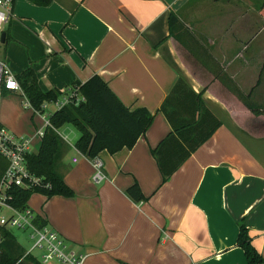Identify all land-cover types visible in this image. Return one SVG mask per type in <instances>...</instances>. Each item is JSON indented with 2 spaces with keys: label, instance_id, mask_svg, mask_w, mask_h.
Wrapping results in <instances>:
<instances>
[{
  "label": "crops",
  "instance_id": "crops-1",
  "mask_svg": "<svg viewBox=\"0 0 264 264\" xmlns=\"http://www.w3.org/2000/svg\"><path fill=\"white\" fill-rule=\"evenodd\" d=\"M250 1L13 0L0 55L10 68L32 66L40 88L61 89L59 98L97 73L123 103L153 113L132 146L98 153L105 174L98 182L91 160L74 146L79 133L57 129L67 143L59 171L74 194L34 192L27 203L74 250L87 254L83 264H248L236 243L242 218L264 257V113L252 112L234 91L250 92L264 104L254 93L264 70V16L259 4L251 10ZM170 11L180 20L183 13L193 36L207 43L197 38L195 49H185L168 36ZM201 12L211 20L203 28ZM258 38V76L244 89V55ZM180 76L201 91L220 125L162 181L151 149L171 130L159 105ZM19 97L27 108L21 91L2 93V125ZM51 105V112L57 109ZM20 112L17 127L26 134L30 126L19 121L25 110ZM134 181L145 199L125 193Z\"/></svg>",
  "mask_w": 264,
  "mask_h": 264
},
{
  "label": "trees",
  "instance_id": "trees-1",
  "mask_svg": "<svg viewBox=\"0 0 264 264\" xmlns=\"http://www.w3.org/2000/svg\"><path fill=\"white\" fill-rule=\"evenodd\" d=\"M30 1L37 5H47L51 0ZM259 11L264 15V0L259 4ZM180 30L184 32L188 29L184 27L177 11H170L168 36L179 39ZM191 35L193 36L192 33ZM7 36L5 31V39ZM15 75L25 97L34 107H39L43 101L56 100L62 94L59 88L42 90L32 66L25 67ZM258 81L259 78L257 83ZM75 86L76 92L83 98L78 102L72 98L52 111L49 116L51 125L45 127L37 151L26 155L28 167L36 174L44 175L51 182V188L30 190L13 186L11 189L13 195L10 200L12 204L18 207L25 206L34 192L46 196L74 194L73 189L64 181L59 171L60 158L67 143L57 128L64 123L72 124L79 131L74 146L91 159L103 149L114 152L122 147L132 146L138 137L145 133L153 120V113L145 106L130 108L123 103L107 81L97 73L83 82L75 83L72 88L74 89ZM234 91L252 112L264 113V104L254 102L250 92L243 93L237 88ZM5 92L3 90V93ZM159 110L167 118L171 130L151 149V153L157 160L162 181H165L191 152L211 136L220 125V120L206 106L201 91H195L182 76L177 78L170 92L159 105ZM5 165L6 159L0 154V175ZM125 193L135 201L146 198L136 181L125 189ZM36 220L39 223L45 222L38 214ZM236 243L242 248L248 264L264 262V257L251 241L243 218L238 221ZM4 244L5 250L0 264H15L22 257L23 249L13 232H8ZM25 258L33 264H42L31 254Z\"/></svg>",
  "mask_w": 264,
  "mask_h": 264
},
{
  "label": "built area",
  "instance_id": "built-area-1",
  "mask_svg": "<svg viewBox=\"0 0 264 264\" xmlns=\"http://www.w3.org/2000/svg\"><path fill=\"white\" fill-rule=\"evenodd\" d=\"M13 0H0V35L4 25L8 22L12 14ZM75 88L63 98L53 101H43L39 107H34L25 97L21 85L6 61L0 58V99L5 91H21L24 95L23 104L30 108L34 115L42 120V124L26 134H16L9 131L0 123V154L6 159V165L0 175V260L5 250V239L11 228L29 230L31 244L26 249L22 257L33 255L40 263L47 264L55 262L57 264H83L86 253L77 252L67 242L57 230L50 227L46 222L39 223L36 220L37 214L28 203L23 207H18L10 202L12 199V187L18 186L30 190H49L51 182L44 176L33 172L27 164L26 155L34 151V147L39 146V142L46 126H50L48 111L49 105L53 104L60 108L66 102L74 98L76 102L83 98L76 92ZM90 159V158H89ZM94 166L92 179L98 182L105 178L102 164L96 157L90 159ZM7 209L9 213H4L2 209ZM34 249H38L36 256Z\"/></svg>",
  "mask_w": 264,
  "mask_h": 264
},
{
  "label": "rangeland",
  "instance_id": "rangeland-1",
  "mask_svg": "<svg viewBox=\"0 0 264 264\" xmlns=\"http://www.w3.org/2000/svg\"><path fill=\"white\" fill-rule=\"evenodd\" d=\"M262 0H255V1H250V8L252 11H255L258 7V4H260ZM236 2V1H235ZM234 3V2H233ZM237 3V2H236ZM238 5V4H237ZM214 6V5H213ZM245 7L248 5H244ZM239 7V6H238ZM241 7V6H240ZM259 9V7H258ZM201 16L203 17L204 13L201 12ZM182 17V23L184 25V27H187V31H182L180 30V37L178 38H174L183 46L185 47V49H188L191 47V49H195V42H197V38L198 40H200L203 43H207V41H205V38L202 35L197 36V38H195L194 36L191 35L192 31L195 33V31L193 29H190L189 26H187L185 24V22H187V17L184 16L183 13H181L180 15ZM214 15H208L207 17L211 18ZM264 16V15H263ZM204 19V17L202 18ZM211 20L209 19H204L202 23V28L205 26H208V24H210ZM261 23H263V21H261ZM255 28V27H254ZM254 28H252V30H254ZM200 29V28H199ZM191 30V33L190 31ZM189 32V33H188ZM199 33V32H198ZM1 37V35H0ZM247 37V35L245 36V38ZM260 38H258L256 41H254L252 43V49L248 50V54H245L244 57L245 59L248 61L246 62L243 67L241 68V80H242V87L244 89H248L252 82L255 81V79L258 76V72H259V64H260V58H261V44H260ZM4 42H2L0 40V55L3 53L4 49ZM246 56H250V57H246ZM252 56V57H251ZM252 59V60H251ZM12 65V64H11ZM13 72L17 73L19 70V68L14 64L11 66ZM245 92V91H244ZM255 94H258L260 96L264 97V70L261 73V80L259 82V85L256 87V92H254ZM22 97H19V99H17V101H14L13 104L10 107L9 112H7V116H8V124H4L3 126L6 127L9 131L16 133V134H20L21 133V129L20 127H17V123L16 121H18V117L20 116V114L22 112H20L22 109L25 110V112L21 115L20 120L21 122H26L29 126H30V132L32 130H34L36 127H39L42 124V120L33 114L32 110L30 108H24L22 105ZM52 105H49V107ZM49 107L47 108L49 111ZM0 116H1V108H0ZM68 128H72L73 130H75L77 133L78 130L70 123H64L63 125L59 126L57 129L61 134H65L68 131ZM34 151L37 150V147L33 148ZM33 200H35V195H31V197ZM2 211L4 213H9V211L7 209H2ZM12 232L14 233V236L16 238V240L19 242V244L21 245L23 252L29 248L30 244H31V238L29 237V230H24V229H18L16 227H12L11 228ZM33 253L37 256L39 253L38 249H34ZM15 264H33L30 260H28L25 257H20L18 259V261ZM47 264H57L55 262H50Z\"/></svg>",
  "mask_w": 264,
  "mask_h": 264
},
{
  "label": "water",
  "instance_id": "water-1",
  "mask_svg": "<svg viewBox=\"0 0 264 264\" xmlns=\"http://www.w3.org/2000/svg\"><path fill=\"white\" fill-rule=\"evenodd\" d=\"M4 36H5V33H4V32H2V33H1V41H3V40H4Z\"/></svg>",
  "mask_w": 264,
  "mask_h": 264
}]
</instances>
